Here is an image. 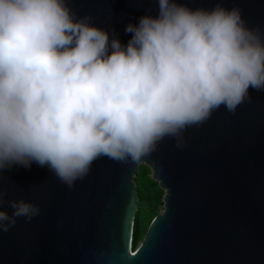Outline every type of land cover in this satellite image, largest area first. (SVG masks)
<instances>
[{
	"label": "clouds",
	"instance_id": "9594fccd",
	"mask_svg": "<svg viewBox=\"0 0 264 264\" xmlns=\"http://www.w3.org/2000/svg\"><path fill=\"white\" fill-rule=\"evenodd\" d=\"M158 6L125 46L68 0H0V173L36 164L73 188L102 157L138 164L166 137L182 149L187 128L264 91V34L238 7ZM9 206L2 232L41 211Z\"/></svg>",
	"mask_w": 264,
	"mask_h": 264
},
{
	"label": "water",
	"instance_id": "95a60500",
	"mask_svg": "<svg viewBox=\"0 0 264 264\" xmlns=\"http://www.w3.org/2000/svg\"><path fill=\"white\" fill-rule=\"evenodd\" d=\"M193 10L238 7L247 27L264 34V0H177ZM77 18L127 45L129 24L158 17V0H68ZM182 149L166 137L140 163L98 159L69 188L47 168L14 166L0 173L12 200L40 214L0 231V264H264V91L234 113L224 106L183 133ZM140 165L164 191L163 211L132 247L139 208L135 177Z\"/></svg>",
	"mask_w": 264,
	"mask_h": 264
},
{
	"label": "rangeland",
	"instance_id": "374dc122",
	"mask_svg": "<svg viewBox=\"0 0 264 264\" xmlns=\"http://www.w3.org/2000/svg\"><path fill=\"white\" fill-rule=\"evenodd\" d=\"M139 167H144V169H145V173L143 176L144 187L146 189H150L151 183L155 182L152 179L151 170L148 167H146L145 165H140ZM156 186L157 187L155 189L151 190L152 192H155L157 189H160L158 184ZM163 195H164V191H162V197H163ZM162 197H161V199L152 198L150 203H146V202L139 203L138 212H139V217H140V221H141V224H140V226H141L140 241L145 236L147 229H148L150 223L152 222V220L157 215L162 213V211H163Z\"/></svg>",
	"mask_w": 264,
	"mask_h": 264
},
{
	"label": "trees",
	"instance_id": "16d2710c",
	"mask_svg": "<svg viewBox=\"0 0 264 264\" xmlns=\"http://www.w3.org/2000/svg\"><path fill=\"white\" fill-rule=\"evenodd\" d=\"M144 173H145L144 167H139L138 175L134 180L139 203H143V202L150 203L152 198L161 199L162 197L161 189H157L155 192L151 191L157 187L156 182L151 183L150 189H146L144 187V182H143ZM140 224H141V221L139 217V212L137 211L135 218H134V224H133V241H132L133 249H135L138 243L140 242V238H141Z\"/></svg>",
	"mask_w": 264,
	"mask_h": 264
}]
</instances>
